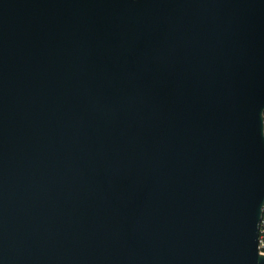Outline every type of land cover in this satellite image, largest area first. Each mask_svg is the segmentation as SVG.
Wrapping results in <instances>:
<instances>
[{
    "label": "water",
    "instance_id": "obj_1",
    "mask_svg": "<svg viewBox=\"0 0 264 264\" xmlns=\"http://www.w3.org/2000/svg\"><path fill=\"white\" fill-rule=\"evenodd\" d=\"M264 0H0V264H264Z\"/></svg>",
    "mask_w": 264,
    "mask_h": 264
},
{
    "label": "bare ground",
    "instance_id": "obj_2",
    "mask_svg": "<svg viewBox=\"0 0 264 264\" xmlns=\"http://www.w3.org/2000/svg\"><path fill=\"white\" fill-rule=\"evenodd\" d=\"M263 223H264V217L261 223V227H260V250H263V241H261L262 238V230H263Z\"/></svg>",
    "mask_w": 264,
    "mask_h": 264
},
{
    "label": "built area",
    "instance_id": "obj_3",
    "mask_svg": "<svg viewBox=\"0 0 264 264\" xmlns=\"http://www.w3.org/2000/svg\"><path fill=\"white\" fill-rule=\"evenodd\" d=\"M261 241H263V250H260L261 254L264 255V223H263V230H262V238Z\"/></svg>",
    "mask_w": 264,
    "mask_h": 264
}]
</instances>
